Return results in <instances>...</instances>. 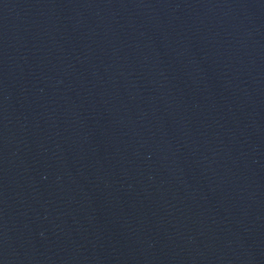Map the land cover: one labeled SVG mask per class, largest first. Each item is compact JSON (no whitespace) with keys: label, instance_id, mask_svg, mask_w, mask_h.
Returning <instances> with one entry per match:
<instances>
[{"label":"water","instance_id":"95a60500","mask_svg":"<svg viewBox=\"0 0 264 264\" xmlns=\"http://www.w3.org/2000/svg\"><path fill=\"white\" fill-rule=\"evenodd\" d=\"M0 264H264L205 0H0Z\"/></svg>","mask_w":264,"mask_h":264}]
</instances>
